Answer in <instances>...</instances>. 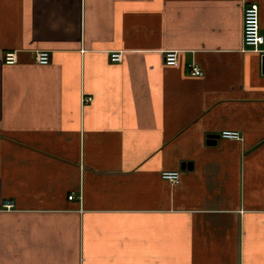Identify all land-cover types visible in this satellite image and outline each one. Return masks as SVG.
I'll list each match as a JSON object with an SVG mask.
<instances>
[{
	"label": "crops",
	"instance_id": "0c3cea01",
	"mask_svg": "<svg viewBox=\"0 0 264 264\" xmlns=\"http://www.w3.org/2000/svg\"><path fill=\"white\" fill-rule=\"evenodd\" d=\"M244 5L0 0V264H264V46L243 50Z\"/></svg>",
	"mask_w": 264,
	"mask_h": 264
},
{
	"label": "built area",
	"instance_id": "2783aa9c",
	"mask_svg": "<svg viewBox=\"0 0 264 264\" xmlns=\"http://www.w3.org/2000/svg\"><path fill=\"white\" fill-rule=\"evenodd\" d=\"M256 0H243L245 3L243 8L242 18V47L243 50L261 52L260 48L264 46V34L259 29V10ZM122 60L120 53H111L109 62L112 64L120 63ZM34 61L38 66H48L51 62L50 54L46 51H41L35 54ZM164 65L167 67H176L178 65V58L176 52L165 53L163 58ZM4 65L11 66L17 63V54L15 52H7L3 55ZM189 75L192 77H201L202 71L196 65L188 67ZM92 101L91 98H83L82 103L88 104ZM219 138L227 141H240L241 137L238 132L223 131L220 133ZM160 178L170 183L173 186L179 184L180 175L178 171H165L162 172ZM68 200H73V196H69ZM13 203L7 202L3 205L5 210H12Z\"/></svg>",
	"mask_w": 264,
	"mask_h": 264
}]
</instances>
